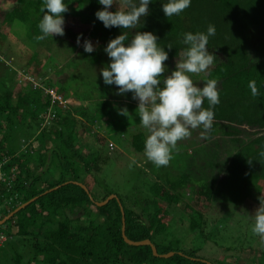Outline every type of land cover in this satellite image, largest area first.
<instances>
[{"label":"trees","instance_id":"trees-1","mask_svg":"<svg viewBox=\"0 0 264 264\" xmlns=\"http://www.w3.org/2000/svg\"><path fill=\"white\" fill-rule=\"evenodd\" d=\"M43 2L16 0L9 10L0 11V28L14 21L20 22L25 25L26 38L35 44L32 52L35 58L31 56L28 59L29 74L26 75H46L52 66L61 75L62 65L57 68L56 59L70 56L79 48L77 37L82 34L81 45L85 40L96 41L92 53L82 54V62L85 70H90L89 75L95 73V82L101 88L96 100L83 96L92 102L91 109L86 108L80 97L75 95L78 86L91 83L81 81V75L78 77L74 73L54 80L52 76L39 78L42 88L51 89L61 97V104L56 101L50 103L48 95L41 89L31 88L26 83H23L22 91H13V86L19 83V79H12L17 70L2 58L5 53L1 49L4 34H0V172L4 174L0 181V219L18 203L36 197L0 224V234L6 236L0 248L12 239V235H16L21 240L30 238L25 264H206L197 259L193 249L156 245L152 239L161 235L164 228L161 218L166 216L169 204L179 202V190L184 187L197 190L208 201L218 174L222 175L218 179L220 182L226 180L225 186L234 184L240 193L250 191L258 194L264 185V156L261 155L264 152V0H191L189 8L172 17H166L163 12V4L168 0H150L149 14L142 17L134 29L105 28L95 15L104 9L99 0H64L68 11L62 14L63 19L68 18L66 14L72 15L86 26L85 32L65 28L63 36L53 35L37 41L35 37L42 34L38 24L44 14L40 11ZM135 3L138 4L139 0ZM118 7L114 3L108 10L115 12ZM210 24L216 31L209 37L207 47L216 59L196 84L203 87L208 79H216L220 103L214 108L212 128L207 133L202 126L196 129L209 138L216 137L203 149L207 164L193 165L198 173L206 168L210 177L196 179L190 174L193 169L189 168L190 173L179 174L175 181L165 182V186L157 182L162 180L156 179L149 189L153 195L144 199L145 204H138V212L125 207L117 199L123 210L125 237L131 241L148 239L158 254L173 252L172 256L161 258L153 256L147 245L132 246L123 242L120 212L114 199L102 206L94 204L104 200L109 193L94 196L90 191L93 185L84 184L76 163H73L75 158L83 163L82 171H88V162L79 155L83 143L76 133V126L83 122L78 116L85 119L86 129H90L95 122L97 126L99 120L105 121L104 125L112 122L117 118L115 114L126 108L133 124L140 122L137 107L133 105V93L119 95L115 84L106 85L103 81L101 70L104 66L100 63L109 65L111 62L104 51L111 39L126 32L129 36L125 42L127 45L137 32H152L158 37V46L168 53V60L180 59L187 48L183 34L207 33ZM42 53V58L37 59ZM22 74L25 72L20 71L19 75ZM251 80L256 81L259 89L257 97H253L248 88ZM68 90L70 94H67ZM68 98L80 100L81 104H68ZM204 107H208L207 100ZM120 118L126 117L120 114ZM10 125L22 130L20 141L24 148L17 152L5 150L3 133ZM91 135L92 138L85 139L89 158L91 161L100 160L102 137L96 132ZM129 142L134 150L144 149L142 133L132 134ZM51 166L52 173H45L44 168ZM97 169L93 168V171ZM44 174L49 176L47 181L43 179ZM73 181L81 183L87 192ZM55 186L58 187L43 193ZM158 203L164 205L160 207ZM200 215L197 212V216ZM84 217L87 218L86 223H80L79 218ZM51 226L54 227L45 230ZM12 260L15 264L22 263L18 254L12 255Z\"/></svg>","mask_w":264,"mask_h":264},{"label":"rangeland","instance_id":"rangeland-1","mask_svg":"<svg viewBox=\"0 0 264 264\" xmlns=\"http://www.w3.org/2000/svg\"><path fill=\"white\" fill-rule=\"evenodd\" d=\"M15 1L0 0V11L9 10ZM66 16L68 18L64 20V29L68 28L75 32H85L86 26L80 24L77 18L69 14H66ZM0 34L2 36L4 34L1 49L5 53H3L4 57L2 58L7 59L6 63L11 62L12 67L15 71L17 70L12 79H19V83L13 86V91H22L21 87H23V83H28L32 88V81H28L26 77H30L31 80L38 83V78L42 79L46 76H52L54 80L56 78L59 79L61 75L74 73L78 77L81 75V78L84 79H81V81L91 83L78 87V84L75 83L77 87L75 95L76 97H80L82 103H85L84 106L86 108H92V102H88L83 96L92 97L91 101L93 98L96 100L97 92L101 87L99 88L100 85H97V82H95L96 77L93 76L95 73L89 75L88 72L90 70H85L84 63L82 62L84 60L82 54L85 51L81 42L78 45L80 47L73 53H70V56L67 55L65 58H61L62 60L56 59V67L59 68L62 65L60 68L61 75H58L56 73L57 69L53 70L52 66L46 75L31 74L29 76L26 75L28 73L27 62L31 56H34L32 52L35 49V44L26 38L25 25L14 21L11 25L7 24L1 27ZM91 43L95 45L96 41H91ZM42 55L43 53L37 59L42 58ZM68 58L69 60L67 61ZM177 60L179 59H171L166 61L167 63L165 62L167 72L163 74L164 78L176 69ZM53 63L55 64L54 61ZM100 64L104 68L108 66L103 64V62ZM20 71L25 72V74L19 75ZM205 73L192 74L191 78L196 83L200 81ZM97 78L102 82L101 77L98 76ZM162 86L163 84L161 83ZM89 92L90 94L88 95L87 93ZM67 94H70V90L67 91ZM69 96L71 97V95ZM69 100L68 104L74 106L80 105L74 101H72L74 104L69 103ZM138 103L139 101L135 100L133 105L138 108ZM115 115L117 118L113 119L110 123L106 122V125H104L105 121L99 120L97 126L95 122L90 129H86L85 122L83 124L80 122L76 126V133L83 143L79 155L84 162H88V171H82L83 163L77 161L75 158L73 159V163H76L84 184L86 186L90 183L93 185L90 187V191L94 196L109 193L108 195L116 196L125 207L138 212L139 205L145 204L144 199L148 198L149 195H153L149 189L156 179L162 180L157 182L165 186V182L175 181V177L179 174L183 172L190 173L192 169L193 171L190 174L191 176H195L196 179L200 177L204 180L206 177H210V173L206 168L202 170V173H198L193 165L204 166L206 161L203 158V149L207 142L216 136H210L209 138L197 129L191 130L192 134L189 138L178 142L177 147L179 151L174 153V159L170 161L169 165L157 168L151 162H146L144 149L134 150L129 142L130 136L134 133H142L144 140H146V137L149 135L148 130L140 122L133 124L131 114H128L123 119L120 118V114L117 113ZM66 124L69 125V121ZM14 125L18 124L14 123ZM32 128L33 126H31L30 131ZM95 132L102 137L100 141H102L103 148L100 152L101 159L91 161L85 139L86 137L92 138L91 134ZM1 133L2 130H0ZM21 133L20 127L13 126L11 128L10 125V128L3 133L5 150L10 149L17 152L16 150L22 148L23 143L20 141ZM228 148L230 149V147ZM134 160L136 163H133ZM93 168L98 169L93 171ZM44 170L46 171L45 173L51 174L52 166L48 167V169L44 168ZM48 174H44L43 179L45 181L49 179ZM221 176L218 174L215 178L214 189L208 201L193 188L184 187L180 189L178 195L180 198L179 202L169 204L166 216H162L161 218V222H164L163 231L161 235L155 236L152 242L156 245H170L171 248L193 249L196 251L197 259L210 264H264V239L259 235L253 234L251 231V227L254 224L255 211L260 207V197H264V185L258 194L250 193V191L240 193L236 190L234 184L225 186L224 181L226 180L220 182L218 179ZM163 205V203H158L160 207ZM197 212L201 213L200 217L197 216ZM191 220L195 223H191ZM86 221V217L79 218L80 223L85 224ZM53 227L45 228V230ZM29 241V237L21 240L16 235H12V239L4 243L0 248V264H15L12 260V255L15 254L20 255V260L25 264V259H28L29 256Z\"/></svg>","mask_w":264,"mask_h":264},{"label":"clouds","instance_id":"clouds-1","mask_svg":"<svg viewBox=\"0 0 264 264\" xmlns=\"http://www.w3.org/2000/svg\"><path fill=\"white\" fill-rule=\"evenodd\" d=\"M99 3L104 5V9L95 15L105 28L134 29L141 18L149 14L150 0H139L138 4L134 0H99ZM114 3L119 5L118 10L109 11ZM190 6L191 0H168L163 4V12L166 17L178 16ZM40 11L44 13L38 24L42 34L35 39L43 41L49 36H63L65 21L62 14L68 11L64 0H44ZM215 31V26L210 24L207 33H184L183 43L187 48L177 60L176 69L166 78L162 74L167 70L165 61L169 58L168 53L158 46V37L152 32H137L127 45L125 42L129 36L124 32L111 39L104 49L111 62L101 70L103 81L106 85L115 84L119 89L117 94L132 92V98L139 101L140 123L149 132L144 155L146 162L157 168L169 165L174 153L179 151L178 142L189 138L191 130L202 126L207 133L212 128L214 108L220 103L218 81L208 79L203 87H199L191 76L206 72L214 64L216 56L209 52L207 45ZM81 36L77 37L78 45ZM83 48L87 53L95 50L90 40L84 41ZM168 48L171 49V45ZM37 80L40 83V79ZM248 88L253 97L259 95L255 80L249 82ZM205 100L207 108L204 107ZM120 114L127 116V109H122ZM261 155L264 156V152ZM3 175L0 172V181ZM251 231L264 239V197H260V207L255 211Z\"/></svg>","mask_w":264,"mask_h":264},{"label":"water","instance_id":"water-1","mask_svg":"<svg viewBox=\"0 0 264 264\" xmlns=\"http://www.w3.org/2000/svg\"><path fill=\"white\" fill-rule=\"evenodd\" d=\"M74 183H76V182H74ZM76 184H77L79 187H81L85 192H87L86 189H85V187H84L82 184H80V183H76ZM57 187H58V186H55V187H53V188H50V189L44 191L43 193L48 192V191H50V190H52V189H56ZM88 196H89V195H88ZM35 198H36V197H33V198L29 199L28 201L22 203V204L19 205L18 207H16V208H15L14 210H12V211H11L6 217L0 219V224L3 223V221L6 220L8 217H10L13 213H15L16 211H18L19 209L23 208V207H24L25 205H27L28 203H30V202H32L33 200H35ZM89 198H90V197H89ZM90 199H91V198H90ZM111 199H114V200L116 201V203H117V205H118V208H119L120 217H121V218H120V221H121V225H120V236H121V238H122V240H123L124 243H126L127 245H132V246L147 245V246H149L150 251H151V254H152L153 256H157V257H161V258H167V257H170V256L173 255V252H167V253H164V254H158V253L156 252L155 247L152 245V243H151L148 239H144V240H140V241H131V240L127 239V238L125 237V235H124L123 210H122V208H121V206H120V203L118 202L116 196H114V195H108V196H107L104 200H102L101 202H94V204H95L96 206H102V205H104L107 201H109V200H111ZM196 260H197V259H196ZM201 261H203V260H201ZM203 262H205L206 264H210V263H208V262H206V261H203Z\"/></svg>","mask_w":264,"mask_h":264},{"label":"built area","instance_id":"built-area-1","mask_svg":"<svg viewBox=\"0 0 264 264\" xmlns=\"http://www.w3.org/2000/svg\"><path fill=\"white\" fill-rule=\"evenodd\" d=\"M26 78L28 81H32L31 83L32 88L41 89L43 94L48 95L50 103L56 101L57 103L61 104L62 102L61 97L58 94L54 93V91H52L51 89L42 88L40 83H36V81L31 80L30 77H26ZM0 180H1V176H0ZM2 240H4V236L0 234V241Z\"/></svg>","mask_w":264,"mask_h":264},{"label":"crops","instance_id":"crops-1","mask_svg":"<svg viewBox=\"0 0 264 264\" xmlns=\"http://www.w3.org/2000/svg\"><path fill=\"white\" fill-rule=\"evenodd\" d=\"M70 99V100H69ZM68 100H69V103L71 102V103H73L72 101H74L75 103L77 102L78 104H81V101L80 100H77V99H72V98H68ZM135 101V100H134ZM74 104V103H73ZM78 106V105H77ZM79 117V119L84 123L85 122V119H81V117L80 116H78ZM72 183H74V181L72 182ZM76 183H79V182H76ZM75 183V184H76Z\"/></svg>","mask_w":264,"mask_h":264}]
</instances>
